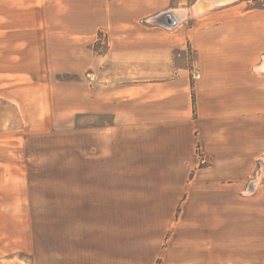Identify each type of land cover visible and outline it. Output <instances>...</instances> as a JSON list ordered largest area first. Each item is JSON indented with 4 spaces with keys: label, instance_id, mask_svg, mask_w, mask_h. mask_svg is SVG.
I'll use <instances>...</instances> for the list:
<instances>
[{
    "label": "crops",
    "instance_id": "obj_1",
    "mask_svg": "<svg viewBox=\"0 0 264 264\" xmlns=\"http://www.w3.org/2000/svg\"><path fill=\"white\" fill-rule=\"evenodd\" d=\"M81 1L89 20L103 15L91 36L103 33L107 50L100 62L92 58L87 84L81 83L87 86L86 108L76 111L110 115L111 123L89 129V159L97 173L70 177L72 199L81 206L66 211L176 213L174 203L150 210L139 204L146 198H180V188L159 183L184 182L196 165L195 150L222 169L216 181L240 180L248 173L257 142L264 145V75L255 70L264 53V11L258 17L250 10L241 13L243 3L204 11L215 0H105L98 9L95 0ZM148 17L151 23L136 25ZM113 158L128 160L131 167L137 162L164 167L169 176H112L106 167ZM141 179L158 186L146 196L137 185ZM60 194L57 198L64 199ZM192 211L205 213L200 207ZM172 225L163 244L151 241L133 253L126 246H104L110 229L78 245L56 244L55 264H264V236L208 245L194 224Z\"/></svg>",
    "mask_w": 264,
    "mask_h": 264
},
{
    "label": "rangeland",
    "instance_id": "obj_2",
    "mask_svg": "<svg viewBox=\"0 0 264 264\" xmlns=\"http://www.w3.org/2000/svg\"><path fill=\"white\" fill-rule=\"evenodd\" d=\"M95 3L96 9L107 4L105 0ZM232 3H243L241 13L250 10L257 17L263 15L264 0H220L205 11ZM87 8L81 0H0V264H55L56 244L78 245L88 236L98 239L108 229L112 233L103 242L105 247L126 246L133 253L151 241L163 244L176 220L202 230L208 245L248 237L262 239L264 145L259 141L255 164L240 180L216 181L222 169L195 150L196 165L186 173L184 182L159 183L160 187L180 188V198H146L139 204L150 210L174 203L176 213L66 211L69 206H81L72 199L70 177L97 173L94 159H89V129L111 123L110 115L76 111L86 108L82 94L87 91L84 84L92 58L98 63L107 50L103 33L91 36L103 15L89 20ZM149 19L136 25L151 23ZM186 54L190 57V50ZM261 57L258 61L262 62ZM129 162L109 159L106 173L158 176L160 180L169 176L164 167L138 162L131 167ZM179 178L176 173L174 179ZM137 185L147 190L146 196L151 187L158 186L144 179ZM58 192L64 199L57 198L61 197ZM118 205L112 206V211ZM198 207L205 213L192 214Z\"/></svg>",
    "mask_w": 264,
    "mask_h": 264
},
{
    "label": "bare ground",
    "instance_id": "obj_3",
    "mask_svg": "<svg viewBox=\"0 0 264 264\" xmlns=\"http://www.w3.org/2000/svg\"><path fill=\"white\" fill-rule=\"evenodd\" d=\"M226 1V0H225ZM215 4L216 3H220V0H215V1H213ZM210 4H211V2H210ZM201 5V4H200ZM199 5V6H200ZM199 6H198V10L196 9V12L198 11L199 13L201 12V10H200V8H199ZM208 6V5H207ZM207 6H205L206 8H207ZM216 7V6H215ZM206 8H205V10H206ZM204 10V11H205ZM201 14V13H200ZM203 14V13H202ZM167 21V20H166ZM257 71H259V72H263L264 71V57H263V60H262V63H261V65L257 68Z\"/></svg>",
    "mask_w": 264,
    "mask_h": 264
},
{
    "label": "water",
    "instance_id": "obj_4",
    "mask_svg": "<svg viewBox=\"0 0 264 264\" xmlns=\"http://www.w3.org/2000/svg\"><path fill=\"white\" fill-rule=\"evenodd\" d=\"M214 2H212L207 8H210V7H213L214 6ZM198 6H199V3H198V5L196 6V8H198ZM198 10V9H197Z\"/></svg>",
    "mask_w": 264,
    "mask_h": 264
},
{
    "label": "trees",
    "instance_id": "obj_5",
    "mask_svg": "<svg viewBox=\"0 0 264 264\" xmlns=\"http://www.w3.org/2000/svg\"><path fill=\"white\" fill-rule=\"evenodd\" d=\"M106 48H107V46H106Z\"/></svg>",
    "mask_w": 264,
    "mask_h": 264
}]
</instances>
